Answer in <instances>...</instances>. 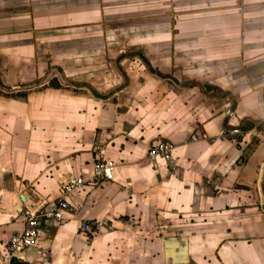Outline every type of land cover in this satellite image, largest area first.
I'll use <instances>...</instances> for the list:
<instances>
[{"label":"crops","instance_id":"crops-1","mask_svg":"<svg viewBox=\"0 0 264 264\" xmlns=\"http://www.w3.org/2000/svg\"><path fill=\"white\" fill-rule=\"evenodd\" d=\"M196 7L202 31L180 30L190 18L176 13ZM127 14L157 19L143 39L160 45L141 44L139 66L116 62L127 51L109 23ZM156 141L173 146L168 161L148 156ZM98 162L113 180L65 190ZM61 197L63 220L9 255L20 212L50 213ZM8 259L264 264V0H0V264Z\"/></svg>","mask_w":264,"mask_h":264},{"label":"built area","instance_id":"built-area-1","mask_svg":"<svg viewBox=\"0 0 264 264\" xmlns=\"http://www.w3.org/2000/svg\"><path fill=\"white\" fill-rule=\"evenodd\" d=\"M238 130L234 129L229 132L230 135L238 134ZM173 146L170 143L163 141L153 142L148 150V156L152 159H161L168 161L171 157ZM113 180L112 167L104 162H98L94 168L93 175L88 180L77 178H70L66 182L65 190H80L86 186H94L101 181ZM69 211V204L66 199L61 197L57 200L55 209L47 213L42 209H25L20 212L23 222V229L20 233L14 234L10 237L6 244L7 253H20L25 248L37 243L40 239L41 233L49 223H59L63 220V214ZM89 224L84 221L81 224L82 230L89 229ZM7 264H12L7 260Z\"/></svg>","mask_w":264,"mask_h":264},{"label":"rangeland","instance_id":"rangeland-1","mask_svg":"<svg viewBox=\"0 0 264 264\" xmlns=\"http://www.w3.org/2000/svg\"><path fill=\"white\" fill-rule=\"evenodd\" d=\"M196 8H193L190 11H183L181 13L180 12L176 13V16H181V18L182 17L190 18V20L188 19L184 20L186 24H184L183 29L180 28V30L192 31V32L202 31V21H203L202 16H203L204 9L203 7H196ZM142 14L141 16L143 17ZM138 16L139 15L135 16V14H127L125 18H129V19H116L115 22L109 23L110 24L109 29L111 31L115 30L116 35L118 36L117 40L115 41V45H116L115 47L119 48L121 51L122 50L127 51L126 54L118 55L116 57L117 63L121 61L123 58H126V59H129L130 63L133 64L134 66L135 65L139 66L140 63L141 64L142 62L144 63V60H141V55H140L141 54L140 49L142 45L145 44L144 46H147L148 49L151 48L149 49V51L153 50V52H155L156 47L160 45L154 39L151 41L150 40L145 41L143 39V37L146 34H149V35L153 34V36L155 35V33L157 32L156 30L157 27L155 25H149V24L156 22L157 19H132ZM163 30L164 31L166 30L168 32L171 31V29H169V26L166 28L164 27ZM172 32L176 33V30L173 28ZM110 46H113V44H111ZM166 82L169 84L168 80H166ZM197 137H200V139L206 140L207 142H214L220 139L219 135L217 137H209L208 135L204 133H201V135Z\"/></svg>","mask_w":264,"mask_h":264}]
</instances>
